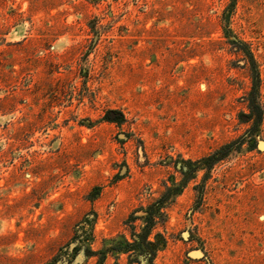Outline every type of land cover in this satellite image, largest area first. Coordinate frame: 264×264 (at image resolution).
<instances>
[{"label":"rangeland","instance_id":"1","mask_svg":"<svg viewBox=\"0 0 264 264\" xmlns=\"http://www.w3.org/2000/svg\"><path fill=\"white\" fill-rule=\"evenodd\" d=\"M234 40L264 112V0H0V264H50L86 216L100 249L174 162L247 136ZM256 139L188 183L155 264H264V117Z\"/></svg>","mask_w":264,"mask_h":264},{"label":"trees","instance_id":"2","mask_svg":"<svg viewBox=\"0 0 264 264\" xmlns=\"http://www.w3.org/2000/svg\"><path fill=\"white\" fill-rule=\"evenodd\" d=\"M233 4L236 0H232ZM227 37H232L228 25L224 26ZM238 51L242 53L246 62L250 64L251 88L247 94V108L249 110V121L252 127L239 139L224 144L213 153L204 156L199 160H184L174 162V169L183 177L177 182L174 175L170 180L163 181L159 196L148 204L135 208L124 222V231L103 240L100 249L94 251L88 245L90 242V229L94 223L89 216H86L78 226L77 233L65 248H62L60 255L52 260L50 264H79L78 259L96 258L95 264H106L108 259L114 260L113 264H155L159 252L167 246V238L159 231L165 228L168 222V211L176 198L182 194L188 183L195 180L201 170L210 171L219 162L224 161L229 155L240 149L244 144L248 149H257V136L262 124L264 112L259 100L261 78L259 67L252 54L243 42L232 41ZM111 118L107 117L110 123L123 124L124 115ZM99 189V188H98ZM123 259L125 263H123ZM80 261V260H79Z\"/></svg>","mask_w":264,"mask_h":264}]
</instances>
